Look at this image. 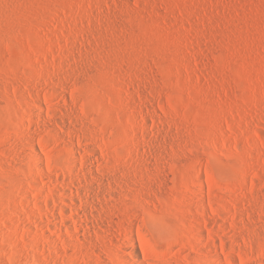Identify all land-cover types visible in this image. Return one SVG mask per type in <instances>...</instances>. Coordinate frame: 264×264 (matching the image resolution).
Segmentation results:
<instances>
[{
	"label": "bare ground",
	"instance_id": "obj_1",
	"mask_svg": "<svg viewBox=\"0 0 264 264\" xmlns=\"http://www.w3.org/2000/svg\"><path fill=\"white\" fill-rule=\"evenodd\" d=\"M30 1L28 0V2ZM47 1L50 0L45 1L46 6ZM59 1V5L63 8L65 2ZM83 1L85 2V0H74L78 13L86 11ZM25 4L27 3L25 2ZM41 4L38 3L40 6L45 5L44 3ZM40 6H38L39 9L30 8V11L37 15L40 13L41 16L45 7H41V9ZM1 10L0 13H2ZM6 11L8 14V10ZM70 23L74 25L78 33L81 28L78 29L77 24L72 19ZM50 25L52 26V24ZM89 28L91 29V27ZM67 31V34H72L71 31L70 33L69 30ZM239 32L235 34H239ZM261 38L257 39V44L258 42L264 44V38ZM51 39L48 35L42 37V44L51 46L57 41L53 42ZM238 39L240 41L235 39L236 43L239 44L242 41L248 47L244 38L238 36ZM60 43H55L56 50L53 49L57 54L63 52V48L66 47L64 43H62L64 47ZM34 45L36 46V44ZM35 46L32 47L35 48ZM50 48L52 49V47ZM41 50L35 48L34 52L43 59V61L39 60L42 64L45 63V68L50 66L46 64H51V70L41 68L40 70H32L33 73H20V71L17 72V75H10L9 70L0 67V102H2L0 108L6 110L5 112L8 111V114L10 112L11 116V110L15 114V111L20 112H18L20 114V118H17L18 121L10 120L13 123H9V121V124L3 123L4 119L1 120L2 116L0 117V264H264V237L260 233L258 234L262 237L255 235V231L259 230H263L264 233V191L260 190V186L258 189V184L255 183L257 180L255 178H262L260 176L262 174L257 172V169L261 167L257 166L256 169L254 165V168L251 169L255 176V180L253 179L255 182L252 180L254 183L250 188V195L243 197L248 202H244L241 199L242 196H238L242 192L241 190L246 191L247 189L243 186V184L245 185L244 181L239 182L242 180L240 178H244L245 175L240 176L244 172L238 173L237 166L233 164V166L226 165L225 168H221V165L219 167L217 163L215 165V162L211 160L212 155L207 151L204 153L206 157L205 166L202 164L205 167L202 166L204 171L201 167L203 157L200 158V154L187 156L185 158L189 157L187 161L189 160L190 163L182 170H178L179 176H176L175 173L177 167L172 166L171 175L173 174V178L171 181V175L169 176L165 171V168H168L170 164L165 167L166 165L162 162L165 156L161 160L160 153L161 150L166 151L168 149L165 145L167 140L164 141L166 138L164 140L159 139L163 135L156 140L153 138L155 142L151 140L153 145H150V139L153 137L150 134L155 132L153 127L156 129V124L153 122L155 119L152 121L154 125L150 133L151 123L149 124L148 119H146L147 116L144 117L141 111L143 108L138 111L140 106L136 108L137 104H135L133 106H135V110H138L136 114L133 113L134 115L130 113L133 118L131 117L130 120L126 116L124 117L126 121L123 118L120 119L123 121L120 122L127 126V128L124 127L126 130L122 136L114 130L115 128L111 127V124L101 123L102 121L99 123L97 120L96 122L94 120L96 118L93 119L92 117L91 124L95 125L99 132L95 128H90L87 126L86 120L81 118L82 115L77 110L78 106L75 103L78 97L79 84L77 85V87L79 86L78 90L73 89L72 82L69 80L70 77H67L63 72L61 74L60 70H58L60 74L57 73L54 68V66H58L57 68L62 70L69 69L72 62L69 64L62 59L65 58L63 55L65 53H61L63 55V57L59 56L61 59L48 60L44 51ZM69 55L71 56V54ZM128 57L125 59L130 58ZM130 60H127V63ZM17 61L15 58L12 60L15 66L18 64ZM98 61L97 64H100L101 60ZM82 64L79 68L78 65L76 66L77 73H81ZM132 64L134 63L130 61V68ZM38 67L36 68L39 69ZM85 68L83 67V70ZM72 70H70L71 73ZM66 71L68 72V70ZM74 86L76 87L75 84ZM68 88V98L70 96L72 104L67 102V95L64 94L66 93L64 90L67 91ZM256 92L257 94L252 96H242L239 100L252 105L251 111L253 113L249 117L250 121L247 116L248 121L246 123L250 122L251 124H249L253 125L252 128L254 127V129L249 126L253 133L251 131L249 133L256 135V140L264 146V128L262 125L264 124V111L260 112L264 108V89H258ZM81 93L83 95V92ZM4 95H12L16 103H14L13 98V103L4 100ZM11 97H7V99L11 100ZM234 98L237 99V96ZM160 99L159 97L160 108L165 112L168 111L167 105L165 106V102L162 103ZM119 102L118 104H120ZM88 105L86 106V103L84 106L80 105V110L83 113L94 111ZM224 106L210 111L213 117H210V120L212 118L213 122H216L215 130L223 129L217 124L218 121H221L222 126L225 125L231 135L219 136L220 134H217L219 130L216 132L211 130L204 134L202 132L201 136L203 137L198 138L200 142L199 140L196 141L199 142V146L205 148L211 146L218 152L224 146H232L233 149L241 152L248 151L246 148L249 147L248 152H250V148H253L257 141L252 138L253 136H250L252 134L245 135L249 131L248 128L245 130L246 133L243 132L244 130H239L240 127V129L245 128H242V120L234 117L231 109L228 108L229 106H226L229 110ZM114 110L120 114V111L127 113L128 109L123 111L121 107H115ZM4 111L1 112L5 113ZM88 115L90 116V114ZM93 115L95 114L93 113ZM136 115H140L141 120ZM122 116L125 115L122 114ZM239 117L244 116L239 114ZM5 119L7 120V118ZM4 122L6 121L4 120ZM244 136L247 139L245 141L248 143L247 145L242 142ZM168 138L170 139V137ZM177 143L180 142L177 141ZM128 144L131 145L132 150L128 149ZM257 144L259 145V143ZM169 146L171 145L169 144ZM189 146L192 147L191 144ZM179 149L174 150L179 151ZM256 151L254 154L251 152L253 155L249 157L253 158L255 163H260L262 159H259L258 153L262 151H257L258 153ZM165 154L167 162L170 163L175 159L174 153ZM262 169V173H264V168ZM231 178L237 179L235 186L229 184L228 180ZM221 190L228 193H238L237 196L240 198L222 196L218 194ZM177 204L185 207V211L181 212L177 208Z\"/></svg>",
	"mask_w": 264,
	"mask_h": 264
},
{
	"label": "rangeland",
	"instance_id": "obj_2",
	"mask_svg": "<svg viewBox=\"0 0 264 264\" xmlns=\"http://www.w3.org/2000/svg\"><path fill=\"white\" fill-rule=\"evenodd\" d=\"M32 1L28 2V0H0L1 2L0 9H2L1 10L2 13H0L1 14L0 20L2 19L0 21L1 23L0 26H2L0 27V31H1L0 35H2L0 36L1 37L0 38V67L1 68H5L6 70H9L10 72L8 73L10 75H17L18 74L17 72H20V71H21L20 73H26V72L33 73L32 70L33 71H35L34 69L40 70L41 68H43L44 70H47V69L51 70L52 66L50 63L46 64L47 66L49 65L50 66L48 68L47 67L45 68V63L42 64V62H40L39 59H41L42 61L43 59L39 55L35 54L34 52L35 48H38L39 50L43 49L41 51L42 52L44 51V53L46 54L45 57L47 56L48 60H53V58L61 59L59 58V56L63 57V55H65L64 56L65 58H62V59H64V61L66 60L67 63L69 64L70 62L73 63V64L72 63L70 64L71 66L69 67V69L66 68L65 70H62L61 68H57L58 66L57 67L54 66V68L56 69L57 73L60 74L61 72V74L64 73L67 77L68 76L70 77L69 80L70 82H72L71 86L73 89H77L80 86L78 88L79 90L77 89L78 90L77 96L79 98L78 97L76 98L75 103L78 106L77 110L79 111L80 115L83 116V117L81 116V118L82 119L84 118V120H86L87 126H89L90 128H95L99 132V129L96 128L95 125L94 127L91 124V117L93 119L96 118L94 120L99 121V123L102 121L101 123L104 122V124L105 123L109 125L111 124V127L113 129L115 128L114 130L118 132L119 134H121L122 136L125 133V130H126L125 128H127V126L123 124L122 123L123 121L120 119L123 118L126 121V119L124 118L126 116H127L126 118L128 119H130L131 117L133 118V115H134L133 113L136 114V111L138 109H139L138 111H140L143 108L141 111L143 112L144 117L147 116V118L146 117L145 118L148 119L149 124L151 123L150 124L151 129L149 127L150 133L152 132L153 129L155 131V132H152L151 134L149 133L150 135L153 136L150 139V145L153 142H155L154 140H156V138H159L161 135L163 136H161V138L159 139L164 140V138H166L164 141L166 140L168 141V143L166 141V144H165L166 148L168 149H166V151L161 150L160 152L162 156L161 160H163V157L165 156L164 161H162L164 162L163 164L166 165L165 167H168L170 164L168 168H165L166 174H169L170 176L172 173L173 167L175 168L177 167V170L175 173H176V176H179L178 170H182L183 167L187 166V164L190 163L189 160L187 161V159L191 157L192 155L197 156L200 154L199 155L200 158L203 157L201 159L202 160L201 167L203 166L202 164H204L205 166L206 157L204 153L205 151H207V152H210V154L212 155L211 160L215 162V165L217 163V165L219 164V167L221 165V168H225L224 166L226 165L229 166L233 164L234 166H237V169L239 171L238 173H240V171L242 173L244 172L243 174L240 173L241 175L238 174V176L245 175L244 178L246 177L245 179L243 177L240 178L242 180L239 181L240 183L244 181L243 183H245V185L243 183L242 184L245 188L247 187L246 191L241 190L242 192L238 194V193H228L225 190L224 191L221 190L218 194L222 196L228 195V197L234 196L233 198H238V199L242 196L241 199L244 200L246 198H243V197H245L246 195L247 196L250 195L249 193L250 188L255 181H256L255 183L258 184L257 188L259 189V186H260L261 188L260 190L264 191V173H262L263 171L262 168H264V160H263L264 159V146L258 140H256V137H255L256 135L252 134L253 130H251V128L253 125H250L251 124L250 122L246 123L248 119L250 121L249 117H251V114L253 113V111H251L253 108L252 105L248 103L249 104L248 106L247 103L242 102L243 100L240 101L241 100L240 97L247 96V95L252 96L253 94H257L256 91L258 89H264V73H263L264 72V44H261L260 42H258V44H261V45L257 44V39L258 40L262 39L261 37L264 38V0H197V1L196 0L195 1H191V0H114V1L113 0H91V1L85 0V2L84 1L83 2H84L85 9L87 12L80 11V13H78V10L75 8L74 0H60V1L50 0V1H47V6L45 3L46 0L45 1L41 0L45 5H42L43 3L41 4L40 0L38 1L34 0L35 3L34 1L33 2ZM58 1L65 2L63 5V8L62 6L59 5ZM25 2L27 4H25ZM36 2L40 3L42 6L38 5V3ZM2 5H3V8H2ZM99 5H100V8H99ZM38 6H40V8L45 7L47 12L45 11V9L42 11L47 14L45 13L43 14V12H41L42 15L40 16V13L39 15H37V14H33L34 12L30 11V8L39 9ZM65 6H68V7H65ZM47 7L49 8V11ZM6 10H8V14ZM10 11H13V12H10ZM31 13H32V16H31ZM63 18L64 20H62ZM66 18L67 19L71 18L72 21H74L75 24H77V28L78 29L81 28L80 31L78 30V33H77V29L75 30L74 25L71 24L72 22L70 23L71 19L67 20ZM46 24L47 25L52 24V26L50 25V28H49V25L47 26ZM89 27H91V29ZM54 30H57V31H54ZM62 30L64 31V33H62L63 32ZM67 30H69V33L71 31L72 34L70 35L67 34L68 33ZM238 32L239 34H235ZM241 32H243V34H241ZM47 35L50 39L53 38L51 39L53 40V42L57 40L55 41V43H58V42L60 43V41L62 40L64 41V42L62 41L60 44L64 43V46L68 48L67 49L62 44L64 48H63V52L61 53L62 54L65 53V54L62 55L59 52L57 54L56 51H53V49L55 48L54 46L56 45L55 43H52L53 46L52 45L48 46L45 43L42 44V41H41L42 37L47 36ZM60 35L62 36L61 40H60L61 38ZM64 35L65 36L67 35L66 38ZM238 36L240 38H244L247 41L248 47L246 44L244 45L242 41L239 42V44L236 43L235 39L240 41V39H238ZM103 37H105L106 39ZM69 38H72V39L70 40ZM67 43L69 44L68 46H67ZM34 44H36V46ZM40 44L41 46H39ZM32 46L33 47L35 46V48H33ZM50 47H52V49ZM54 50H56V48ZM88 51L91 55L88 53ZM94 53H96L97 55L96 54L94 55ZM69 54H71V56L73 54L75 55L71 57ZM79 54H80V57L82 56L81 58L79 57ZM100 54L103 56H101ZM183 54L185 55V57ZM49 55H51L52 57L50 58ZM10 56L11 57L13 56V57L11 58ZM30 56H32L31 57L32 60L30 59ZM127 56H129L130 58L128 57L129 59H125L127 58ZM118 57H121V58H118ZM13 58H15V60H18L17 66H15L14 62H12ZM98 60L99 61L101 60L100 61L101 65L99 63L97 64ZM127 60H130L134 63L132 64L131 68L129 66L130 61H128L127 63ZM77 61H79V63H77ZM81 61L82 63L83 62L84 63L82 64ZM80 64H82L81 65L82 67H80L81 73H77L76 66L78 65L77 67L79 68ZM31 65L36 66V67L39 66L38 67L39 69H37L36 67L32 68ZM216 65L218 66V69ZM72 66H75V67L73 68ZM107 66L109 67L107 68ZM83 67L85 68L84 70H83ZM105 68L108 70H106ZM112 69H114L115 71ZM58 70H60V72ZM66 70H68V72ZM70 70H72V73L70 72ZM83 72L84 74L85 73L86 74L85 75L82 74ZM72 77L76 80H74ZM82 77H84L85 79ZM77 81H80V82H77ZM74 82H76L77 84ZM74 84L76 85V87L74 86ZM78 84L79 86L77 87ZM261 86L263 87L260 88ZM68 90L69 88L67 89V91L64 90V92H66L64 94L65 96L67 95L66 96L67 102L72 104V100L70 99V96L68 98V95H69ZM129 90H130V93H129ZM85 91H86V94H85ZM81 92H83V95ZM11 96L4 95V100L6 99V101L9 100L10 102H12L14 100V97L13 96L11 97ZM236 96L238 100L234 98ZM7 97L8 98L11 97V100L7 99ZM159 97L161 98L160 100L162 101V103L165 102L164 105L165 106L167 105L168 111L165 112L160 108V105L158 104ZM155 98L158 100H156ZM118 102L120 104H118ZM14 103H16L15 100H14ZM85 103H86V106L87 104H89L88 106H90L91 109L93 108L94 111H90L91 113L90 112L83 113L80 110V107L84 106ZM0 104H2V102H0ZM111 104L114 106H112ZM135 104H137L136 108L140 106L136 110H135V106H133ZM118 105H121V106H118ZM223 106L226 109L228 108L231 109L230 111L232 112V114L234 115L236 119L242 120L241 122L243 125L242 128L243 127L245 128L240 129L241 128L240 127L239 130H244L243 132L246 133L245 130L246 128H248L247 130L249 131L245 135L248 136V133L251 131L252 133H249V135L252 134L250 136L251 137L253 136L252 138L255 139L257 143H259L260 147H258L259 145L255 142L254 143L255 146L253 148H250V152H248L249 147L247 146H246L247 147L246 150L248 151L241 152L236 149H233L234 147L232 146H229V147L224 146V148H222V150L221 151L219 150L220 152H218L217 149H214L211 146L206 147V148L199 146L200 140L198 138L203 137L201 136V133L203 132L202 134H204L205 132H209L211 130L213 131L216 129L215 128L216 122L214 123L212 120L213 118L212 113H211L212 110L213 109L215 110L217 107L223 108ZM226 106L227 107L229 106V107L227 108ZM115 107H121L122 110L126 108L124 110L128 109L127 113L126 111L123 110L124 112L122 113L120 111V114H119L118 112L114 110ZM241 109L242 111L243 110L244 111L242 112ZM1 111L3 112L4 109L2 108L0 112ZM263 111H264V108L260 112H263ZM2 112L0 113V117L2 116L1 120L4 119L6 121L4 122L3 120L2 121L3 123H8V121L9 123H11L12 121L10 122V120H13V119H14L13 121L15 120L18 121L17 118H20L19 111H18L19 113L15 111L16 114L17 113L19 114V116L18 114L16 116V114L12 110H11L12 116L10 115V112L8 114V111L5 112L7 114L2 113ZM92 112L95 115H93ZM130 113L133 115H131ZM88 114H90V116ZM122 114L125 116H122ZM239 114L244 117H241L242 118L241 119L239 117ZM136 116H139V119L141 120L140 115H136ZM247 116H248V119H247ZM10 117H13V118L11 119ZM210 117H212L211 120L213 123L211 122ZM5 118H7V120ZM152 121L156 124L155 127L157 130L154 127L152 129V126L154 125L152 124L153 123ZM88 122L90 125L88 124ZM217 124L220 125L225 131V134H224L223 129L221 128L219 129L218 127L220 126L217 125L218 126L217 130H219L217 134L219 133L220 134V135L218 134L219 136H226V134L231 135V132H228L229 129L224 124H223L224 126H222L221 121H218ZM245 124H247L248 126ZM157 125L160 127H158ZM262 125L264 128V124ZM164 126L166 129L164 128ZM158 128L165 130V131L164 132L162 130L160 131V129ZM252 129H254V127ZM217 130H215V132ZM221 130L223 132H220ZM157 131L159 132V134ZM168 137H170V139ZM182 137L183 139H180ZM243 139H246L245 136L244 138H242V142L245 143L244 145H247L248 143L245 142L247 141V139L244 141ZM151 140H153V142ZM174 140L176 141L174 142ZM196 140L197 141L199 140V142H197ZM171 141L172 143H170ZM177 141H179L180 143H177ZM187 142H188V146H187ZM169 144L171 146H169ZM172 144H174V146H172ZM190 144L192 145V147L189 146ZM185 145L187 148L184 147ZM128 146H129L128 149L129 148L131 149V145L128 144ZM173 148L174 149L180 148V149L178 151V150H174ZM253 149L254 150L258 149L257 150L258 152L262 151L261 153H258L255 150L256 153L259 154V155L258 154H255V155H258L259 159L261 158L263 160V162L262 160H260L262 163L256 162L257 163L256 164L255 160L249 157L250 155H253L255 153ZM162 151L168 154L174 153L175 159L170 163L167 162L165 159L167 156ZM187 156L189 157L185 158ZM218 159L220 162L218 161ZM254 165L256 166V169L258 167H261L260 169L259 168L257 169V172L262 174L260 175L262 176V178L260 177H258L259 179L255 178L253 174V170H251L254 168ZM204 168L202 169L203 171H204ZM172 175L170 177L171 181L173 178ZM254 178L257 179L258 181L255 180ZM236 180L237 179L231 178V180H228V181L231 186H235L237 182ZM237 194L240 197H238ZM245 201L248 202V200H244V202ZM176 206L177 208H179L181 212L185 211V207L183 208V206L179 204H177ZM256 218L258 219L257 216ZM262 231L263 230L255 231V235H258L257 237H259L261 234L264 237V233Z\"/></svg>",
	"mask_w": 264,
	"mask_h": 264
}]
</instances>
